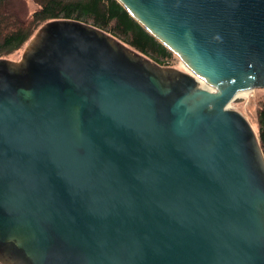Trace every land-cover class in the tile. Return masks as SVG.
I'll use <instances>...</instances> for the list:
<instances>
[{"label": "water", "instance_id": "obj_1", "mask_svg": "<svg viewBox=\"0 0 264 264\" xmlns=\"http://www.w3.org/2000/svg\"><path fill=\"white\" fill-rule=\"evenodd\" d=\"M118 1L190 73L75 20L0 58V262L264 264V155L228 104L264 89V0Z\"/></svg>", "mask_w": 264, "mask_h": 264}, {"label": "trees", "instance_id": "obj_2", "mask_svg": "<svg viewBox=\"0 0 264 264\" xmlns=\"http://www.w3.org/2000/svg\"><path fill=\"white\" fill-rule=\"evenodd\" d=\"M34 2L38 7L26 17H21L19 12L12 8V0H0V58L24 46L39 28L53 20H75L95 26L160 65H171V60L176 56L118 0ZM257 118V135L264 155V102L258 107Z\"/></svg>", "mask_w": 264, "mask_h": 264}, {"label": "rangeland", "instance_id": "obj_3", "mask_svg": "<svg viewBox=\"0 0 264 264\" xmlns=\"http://www.w3.org/2000/svg\"><path fill=\"white\" fill-rule=\"evenodd\" d=\"M37 7L38 5L36 2H34V0H12V8L16 9L21 17H26L27 15L31 14ZM36 32H38V30ZM36 32L33 36L37 34ZM33 40L35 39H32L31 41L29 40L18 50L1 58L8 61H20L24 53L26 52V49L28 48L30 42H32ZM176 56L173 57V59L171 60V65L169 66L175 69V73L177 75L180 73H190L186 66L183 65L182 61L177 58L178 56ZM198 84L203 87L206 83L199 79ZM261 102H264V89L254 88L251 91L249 90V94L247 96L241 97L238 102H229V105L230 109L236 110L243 116H245V118L252 125L253 129L258 132L259 124L257 118V110Z\"/></svg>", "mask_w": 264, "mask_h": 264}, {"label": "bare ground", "instance_id": "obj_4", "mask_svg": "<svg viewBox=\"0 0 264 264\" xmlns=\"http://www.w3.org/2000/svg\"><path fill=\"white\" fill-rule=\"evenodd\" d=\"M204 87L213 90V89L210 88V86L207 85V84H204ZM250 91H251V90H250ZM248 94H249V90L238 91V92H236V93L233 95V98H241V97L247 96ZM228 104H229V103H228ZM229 106H230V105H229Z\"/></svg>", "mask_w": 264, "mask_h": 264}]
</instances>
